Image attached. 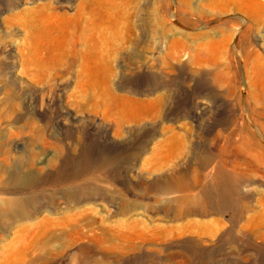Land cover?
<instances>
[{
	"label": "rangeland",
	"instance_id": "obj_1",
	"mask_svg": "<svg viewBox=\"0 0 264 264\" xmlns=\"http://www.w3.org/2000/svg\"><path fill=\"white\" fill-rule=\"evenodd\" d=\"M17 195L0 264H264V0H0Z\"/></svg>",
	"mask_w": 264,
	"mask_h": 264
},
{
	"label": "bare ground",
	"instance_id": "obj_2",
	"mask_svg": "<svg viewBox=\"0 0 264 264\" xmlns=\"http://www.w3.org/2000/svg\"><path fill=\"white\" fill-rule=\"evenodd\" d=\"M182 186V183L179 184L178 182H175L173 187H180ZM188 187V186H187ZM12 189V188H11ZM10 193V192H9ZM74 196V195H73ZM64 198H70L69 193L64 194ZM196 200V197L194 195H190L187 198H183L181 201L184 204H190L191 202H194ZM186 204V205H187ZM44 207V205L39 201H36V204H34L33 207L29 204V197L28 196H11L7 198H1L0 199V229L7 228L12 222H14L17 219L27 218L39 211ZM185 209L181 208L178 212L172 211L171 213L173 216L177 217L179 215L185 214ZM62 213H64L62 211ZM80 215H86L85 211L80 212ZM46 222H42V238H39L34 242V247L39 248L41 246L46 247V249L49 251V242L54 238V234L51 232L49 224V219H45ZM93 220V218H92ZM41 223H37V226H39ZM38 231V230H37ZM38 233V232H37ZM51 248V247H50ZM45 249V248H44ZM38 264H46V260L44 257L38 256Z\"/></svg>",
	"mask_w": 264,
	"mask_h": 264
}]
</instances>
